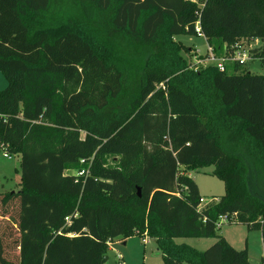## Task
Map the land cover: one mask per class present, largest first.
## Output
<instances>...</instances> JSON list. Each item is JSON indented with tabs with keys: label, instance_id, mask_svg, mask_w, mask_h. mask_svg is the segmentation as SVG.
I'll return each mask as SVG.
<instances>
[{
	"label": "trees",
	"instance_id": "16d2710c",
	"mask_svg": "<svg viewBox=\"0 0 264 264\" xmlns=\"http://www.w3.org/2000/svg\"><path fill=\"white\" fill-rule=\"evenodd\" d=\"M197 22L217 55L264 42V0H0V151L21 167L0 264H113L145 234L165 264H250L215 231L236 216L264 239V76L193 67L175 37ZM210 165L225 193L201 206L189 172Z\"/></svg>",
	"mask_w": 264,
	"mask_h": 264
},
{
	"label": "rangeland",
	"instance_id": "374dc122",
	"mask_svg": "<svg viewBox=\"0 0 264 264\" xmlns=\"http://www.w3.org/2000/svg\"><path fill=\"white\" fill-rule=\"evenodd\" d=\"M186 46L192 48L191 52L183 53L188 62L193 67L198 68L205 65L208 61L203 56L208 52V43L204 34H181L175 37ZM252 48L255 46L264 47V42L253 41L249 43ZM263 44V45H262ZM197 51L196 53H193ZM248 65L252 72L260 73L264 76V66L259 59H255ZM8 80L5 74L0 70V90L7 87ZM214 166H205L198 170L190 172L191 177L199 186V191L203 196V201L217 200L219 196L225 193L224 182L213 174ZM72 171H68L71 173ZM21 178L20 157L16 154L0 151V192L16 191L19 189ZM217 234L224 236L234 248L238 250L247 249L250 264H262L264 256V239L261 231L258 229H249L244 223L226 222L216 228ZM216 238L215 236L206 238L197 237H179L178 243H187L198 250H205L210 247ZM118 241L110 246L108 251V262L115 260L117 254H120L126 264H165L161 253L157 250V244L152 237L131 236L123 244ZM182 264H188L186 262Z\"/></svg>",
	"mask_w": 264,
	"mask_h": 264
},
{
	"label": "built area",
	"instance_id": "2783aa9c",
	"mask_svg": "<svg viewBox=\"0 0 264 264\" xmlns=\"http://www.w3.org/2000/svg\"><path fill=\"white\" fill-rule=\"evenodd\" d=\"M195 29L197 33L203 34L202 28L199 22L196 23ZM255 41H258V40H255ZM249 43L250 42L245 41V40L237 41L231 47V50L228 53L222 54V55H217L214 52L213 47L211 45H208V52L204 55L206 56V58L204 57L203 58L204 60L206 59L208 63L216 64L218 69H220L221 71H225L229 64H233L235 62H238L240 64L248 63L255 59H258L254 56L253 54L254 52L252 51L253 48ZM196 52L197 51L193 53H196ZM191 53H192V50H191ZM81 161L84 162L85 160L83 159ZM85 173H86V169H81L76 172L77 175H84ZM201 201H202L201 206H205L212 200L205 202L203 201V198H202ZM66 220H69V217H66ZM226 222H238V219L236 216L229 218L228 216L223 215L220 217V220L218 221L217 225L220 227V225ZM146 236L147 235L145 234L143 237H146ZM113 264H126V263L123 260L122 256L120 254H117Z\"/></svg>",
	"mask_w": 264,
	"mask_h": 264
},
{
	"label": "water",
	"instance_id": "95a60500",
	"mask_svg": "<svg viewBox=\"0 0 264 264\" xmlns=\"http://www.w3.org/2000/svg\"><path fill=\"white\" fill-rule=\"evenodd\" d=\"M138 195H141L140 188H138ZM107 259H108V257L106 256V257H105V260H107Z\"/></svg>",
	"mask_w": 264,
	"mask_h": 264
},
{
	"label": "crops",
	"instance_id": "0c3cea01",
	"mask_svg": "<svg viewBox=\"0 0 264 264\" xmlns=\"http://www.w3.org/2000/svg\"><path fill=\"white\" fill-rule=\"evenodd\" d=\"M189 175L191 176V174H190V172H189ZM203 197V196H202ZM126 243V241L123 243V244H125ZM112 245V244H111ZM114 262V261H113ZM113 262H111V263H113Z\"/></svg>",
	"mask_w": 264,
	"mask_h": 264
}]
</instances>
